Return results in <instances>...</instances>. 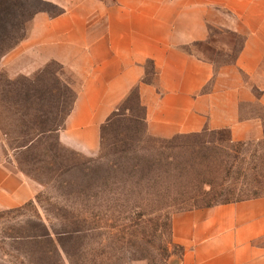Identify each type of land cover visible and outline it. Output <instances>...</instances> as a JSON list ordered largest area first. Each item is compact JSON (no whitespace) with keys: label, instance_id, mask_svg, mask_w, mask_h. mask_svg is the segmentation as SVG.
Wrapping results in <instances>:
<instances>
[{"label":"crops","instance_id":"obj_1","mask_svg":"<svg viewBox=\"0 0 264 264\" xmlns=\"http://www.w3.org/2000/svg\"><path fill=\"white\" fill-rule=\"evenodd\" d=\"M42 1L57 11L33 13L27 33L0 56V72L11 79L55 64L76 92L57 130L63 147L97 155L103 125L133 90L155 138L213 131L263 139L264 0ZM37 191L0 133V209ZM171 229L183 248L179 264H264V196L177 212Z\"/></svg>","mask_w":264,"mask_h":264},{"label":"rangeland","instance_id":"obj_2","mask_svg":"<svg viewBox=\"0 0 264 264\" xmlns=\"http://www.w3.org/2000/svg\"><path fill=\"white\" fill-rule=\"evenodd\" d=\"M42 9L57 11L42 0H0V56ZM55 67L11 79L0 72L5 151L38 184L31 200L0 209V264H179L173 214L264 196V139L230 141L213 131L155 138L135 93L103 125L97 155L63 147L57 130L76 92ZM40 219L53 243L9 237L41 232Z\"/></svg>","mask_w":264,"mask_h":264},{"label":"trees","instance_id":"obj_3","mask_svg":"<svg viewBox=\"0 0 264 264\" xmlns=\"http://www.w3.org/2000/svg\"><path fill=\"white\" fill-rule=\"evenodd\" d=\"M42 10H45V11H48V10H46V9H42ZM22 38V37H21ZM20 38V39H21ZM19 39V40H20ZM18 40V41H19ZM17 41V42H18ZM16 42V43H17ZM15 43V44H16ZM14 44V45H15ZM13 45V46H14ZM13 46H10V47H8L7 49H5L6 51H8L11 47H13ZM5 50H2L1 51V54H3L4 53V51ZM132 93H135L136 94V90H133L132 91ZM263 139H264V137H263ZM156 164V169H157V165L158 164H160L159 163V160L157 161V163H155ZM88 169V167H85L84 168V170H87ZM221 203H226V202H221ZM211 206V205H210ZM209 207V206H208ZM40 224L42 225V230H41V232H33L32 234H24V235H12V236H9L10 238H11V240L12 241H14V242H17V241H27V242H40V241H42V240H50L51 242H52V238H51V234H50V227H48L41 219H40ZM53 243V242H52ZM52 248H53V250L55 251L56 250V247H55V245L53 246L52 245ZM52 250V251H53ZM57 251V250H56Z\"/></svg>","mask_w":264,"mask_h":264}]
</instances>
